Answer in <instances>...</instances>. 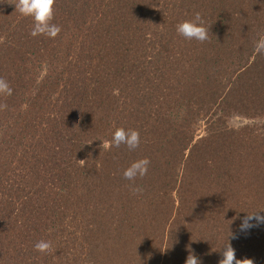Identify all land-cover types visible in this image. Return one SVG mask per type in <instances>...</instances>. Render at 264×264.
<instances>
[{
	"label": "trees",
	"instance_id": "obj_1",
	"mask_svg": "<svg viewBox=\"0 0 264 264\" xmlns=\"http://www.w3.org/2000/svg\"><path fill=\"white\" fill-rule=\"evenodd\" d=\"M214 2L54 0L50 37L31 34L17 0H0V79L12 89L0 93V264H185L190 254L218 264L227 243L264 264V224L239 231L246 213L264 215V0H219L211 15ZM197 12L208 39L175 35ZM234 116L257 121L233 127ZM117 128L139 132V146H110ZM141 158L147 174L125 179ZM67 211L80 215L76 248L37 256L29 236ZM97 211L107 219L98 229ZM121 212L144 231L124 229Z\"/></svg>",
	"mask_w": 264,
	"mask_h": 264
},
{
	"label": "clouds",
	"instance_id": "obj_2",
	"mask_svg": "<svg viewBox=\"0 0 264 264\" xmlns=\"http://www.w3.org/2000/svg\"><path fill=\"white\" fill-rule=\"evenodd\" d=\"M54 0H17L15 5L16 10L23 16H30L33 19L32 35H47L55 37L60 28L50 21L53 17V5ZM176 31L179 35L188 40L205 41L208 39L209 28L204 26V22L200 13H196L193 20L183 21L176 26ZM255 51L258 54H264V38L256 42ZM0 93L5 95H11L12 89L9 84L0 79ZM140 143V135L136 130H125L124 128H117L112 134V138L109 141L110 146L119 148L121 145L127 147L129 151L135 150ZM150 161L147 158H141L134 160L123 171V176L129 181L135 180L137 177H143L147 174L148 165ZM134 192H141L142 189L136 187ZM261 211H253L246 213L241 219L239 225L240 232H246L249 229L264 224V215H260ZM252 221L256 223L253 224ZM233 238H236L233 234ZM35 249L39 252H45L50 250V240H39L34 245ZM253 264L251 260H239L236 258L235 249L227 243L223 247L222 259L218 264ZM185 264H200V261L195 255H188Z\"/></svg>",
	"mask_w": 264,
	"mask_h": 264
},
{
	"label": "rangeland",
	"instance_id": "obj_3",
	"mask_svg": "<svg viewBox=\"0 0 264 264\" xmlns=\"http://www.w3.org/2000/svg\"><path fill=\"white\" fill-rule=\"evenodd\" d=\"M256 2L261 3V0H256ZM220 5L221 4H219V0L217 3L214 2L209 8V14L212 15L214 13V11L220 10V8H219ZM263 5H264V3H263ZM169 9H171V6H169ZM175 18H176V15L173 14L172 19H175ZM248 18L250 19L249 16H248ZM248 18H246V22L244 25L238 27V30H237L235 35H239L240 33L245 31L246 26H247V22H248ZM263 23H264V20H263V22L259 23V26L261 27L263 25ZM172 33H173V31H172ZM175 35H177V32L175 33ZM191 64L196 69H193V70L189 69V72H188L189 75L199 72L200 69L197 67L196 62H193ZM200 94L202 95L201 91H200ZM210 99H211V101L213 100L211 98V96H210ZM174 100H173V102H174ZM196 100H197L196 96H194L193 100H191V103H190V109H193L196 107V104H195ZM202 100H203V97H202ZM84 101L85 100H83V103H84ZM214 117L215 116H213V118ZM206 118H207V116H205L203 118V121H199V122H197L196 125H194L195 127H194V131H193V136L195 139H198L199 137H201L204 134V131H203L204 121L206 120ZM44 119L47 123L50 119V116H45ZM253 121H257V118L249 119L247 117L234 116L232 118L229 117L227 123L233 127H237V126L242 125L244 123L253 122ZM72 122H73V119H70L69 122L67 121L62 126V128L67 127L68 135L70 136L71 141L73 142L75 137H76V123L72 124ZM77 123L80 124V122H77ZM46 136H48V135H46ZM82 137L84 138V142H83L84 147L82 149L89 150V147L91 145L89 134L85 133L82 135ZM99 140L101 141V138ZM105 146H108V142L105 143ZM67 149H69V148H67ZM78 162L81 163L80 161H78ZM70 169L76 170V164H71ZM261 170L264 171V169H261ZM258 177H261V176H258ZM60 178H62L61 175H60ZM145 181L147 184H150L149 181H147V179ZM142 183H143V180H142L141 184ZM111 185L112 184L109 185L107 182H105V185H104L105 191L107 189L109 190V193L107 194V196L105 198H108V200H110L112 204L114 202V204H116L115 207L117 208V202L115 200L117 198H119V195L117 193L112 192L113 189H112ZM125 188H128V186H126ZM130 191H133V190H130ZM145 205L148 206L147 204H145ZM120 215L124 218V229L128 230V232L132 231V233H134V232H143L144 231V227L142 226L143 221H141V225L137 224L132 212L130 214L127 213L126 215H124V213L121 212ZM92 216L93 217L91 219V223L96 226V229L99 228V226H100V224H102V222L107 220L104 216V213L102 214L100 211H97ZM79 217H80V215H78L74 212H70V211L68 212L67 211L63 215H61V218L58 219V222L62 221V224H58V222H57L58 216L55 217L51 222L46 224L45 225L46 229L41 231V236H39L40 237L39 240H50L51 241V248H50V250L45 251V252H39L38 251L37 256L40 254V256H42V257H50L51 249H52V253H54V254L61 253V252H63V250L67 246V244H68V246H70L72 248H76L77 243H76L75 236H76V223L77 222H74L73 218L78 220ZM108 221H109V216H108ZM54 232L61 234L62 242L57 241L58 239H60V237L57 234H54ZM93 236L96 237V232L93 233ZM29 237H30V241H34L35 243L37 241H39L38 237L35 235H31ZM77 238H78V236H77ZM33 249H35V248H33ZM77 250H78V248H77Z\"/></svg>",
	"mask_w": 264,
	"mask_h": 264
}]
</instances>
